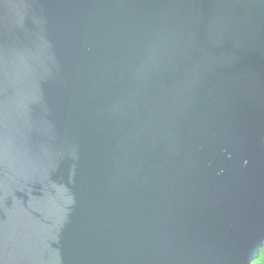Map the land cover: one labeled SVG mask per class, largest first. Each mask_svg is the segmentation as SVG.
Returning a JSON list of instances; mask_svg holds the SVG:
<instances>
[{
	"label": "water",
	"instance_id": "95a60500",
	"mask_svg": "<svg viewBox=\"0 0 264 264\" xmlns=\"http://www.w3.org/2000/svg\"><path fill=\"white\" fill-rule=\"evenodd\" d=\"M264 0H0V264H255Z\"/></svg>",
	"mask_w": 264,
	"mask_h": 264
},
{
	"label": "trees",
	"instance_id": "16d2710c",
	"mask_svg": "<svg viewBox=\"0 0 264 264\" xmlns=\"http://www.w3.org/2000/svg\"><path fill=\"white\" fill-rule=\"evenodd\" d=\"M255 264H264V249L262 255L256 260Z\"/></svg>",
	"mask_w": 264,
	"mask_h": 264
}]
</instances>
